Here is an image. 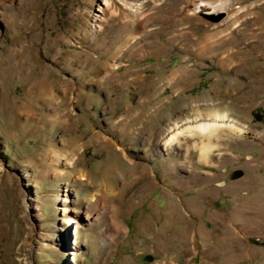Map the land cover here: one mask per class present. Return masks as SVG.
<instances>
[{
	"label": "rangeland",
	"instance_id": "obj_1",
	"mask_svg": "<svg viewBox=\"0 0 264 264\" xmlns=\"http://www.w3.org/2000/svg\"><path fill=\"white\" fill-rule=\"evenodd\" d=\"M106 1L0 0V264H264V0Z\"/></svg>",
	"mask_w": 264,
	"mask_h": 264
},
{
	"label": "bare ground",
	"instance_id": "obj_2",
	"mask_svg": "<svg viewBox=\"0 0 264 264\" xmlns=\"http://www.w3.org/2000/svg\"><path fill=\"white\" fill-rule=\"evenodd\" d=\"M109 0L105 2L107 4ZM109 4V3H108ZM216 11L219 9H215ZM96 21H98V24L95 25L96 27L100 25V23L104 20V18L96 17ZM229 128L230 130H236V131H242V128L237 126L234 121L230 120L226 114H221V113H213L211 115V118L209 120H204V121H194V123H189L186 124L185 126H176L175 130H169V133L167 134L168 138L165 139V144H172L176 140L179 139L180 136H184L186 134H193L196 132H199L202 136H205L210 140V138L216 133V130L222 129V128ZM219 131V130H218ZM166 136V137H167ZM165 137V136H164ZM213 145L210 143V141L207 142H202L200 146V156L202 158H207L208 153L211 151ZM73 190V189H72ZM69 195V191L66 192L65 196L67 197ZM98 204L94 205V209L97 211L98 210ZM64 211L66 210L67 212L70 211L73 213L72 216L69 214L67 215L69 220H80L81 218L84 219L85 221H89L91 219V215L96 213L94 210H89L87 208L84 209L83 213H79L77 211H74V209H63ZM74 218V219H72ZM112 225L115 226V228L112 227L111 230L118 231L121 229L120 225L117 223V220L112 219Z\"/></svg>",
	"mask_w": 264,
	"mask_h": 264
},
{
	"label": "water",
	"instance_id": "obj_3",
	"mask_svg": "<svg viewBox=\"0 0 264 264\" xmlns=\"http://www.w3.org/2000/svg\"><path fill=\"white\" fill-rule=\"evenodd\" d=\"M200 16L205 18L206 20L210 22H218L220 21L224 16L225 12L223 10H217V11H201L199 12ZM239 175V172H236ZM237 174L232 175L231 177H236Z\"/></svg>",
	"mask_w": 264,
	"mask_h": 264
}]
</instances>
